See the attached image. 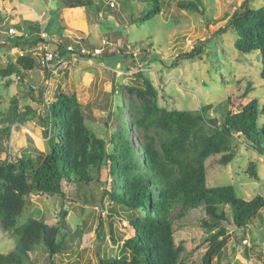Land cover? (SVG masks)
Instances as JSON below:
<instances>
[{"label":"trees","instance_id":"obj_1","mask_svg":"<svg viewBox=\"0 0 264 264\" xmlns=\"http://www.w3.org/2000/svg\"><path fill=\"white\" fill-rule=\"evenodd\" d=\"M137 1L145 5L137 19L139 22L154 19L170 2ZM78 7L92 8L96 12L101 8L93 0H61L59 6ZM178 7L205 13L202 0H179ZM231 26L236 31L235 46L240 52L261 54L264 79V6L253 8L249 0H244L233 12L229 25L216 33ZM13 27L18 33L9 34L8 40L24 53L0 67L1 78L17 75L25 83L26 74L38 69L52 76L51 69L42 65L40 55H37L40 54L37 47L42 44H48L45 51L57 55L66 45L76 53L98 48L83 31H77L76 37L65 35L66 27L59 10L53 11L45 28L40 21L31 19L10 26ZM43 33L48 39L42 36ZM30 49H36L37 54ZM201 52L202 47L196 44L190 52L182 51L179 58H193ZM138 77L142 79L143 87L125 88L131 95L135 94L139 102L130 96L126 103L118 104L121 114L113 115H117L118 121L122 120V126L112 133L113 145L110 147L106 145L107 140L99 137L87 124L84 113L87 106L76 94L67 93L58 86L49 92L50 96L46 88H41L37 98L36 90L29 85L32 98L45 105V115L41 118L51 125L52 132L47 151L32 146L15 159L0 158V222L12 233L16 244L10 252L0 253V264H40L31 255L36 245H43L49 256L67 250L64 247L66 239L61 237V226L49 224L36 215L22 223L19 221L32 194L47 193L66 199V185L79 190V200L84 204L101 203L108 198L111 207L108 212L128 221L132 227L134 233L126 239L121 253L100 257L99 264H186V246L176 242L174 221L187 218L194 210L200 212V223L207 231L202 242L207 248L202 264H215L216 258L227 247L225 222L229 219L226 206L234 209V223L240 227L246 228L258 215L264 218L261 214L263 195L247 200L238 195L233 185L210 187L206 167L207 159L217 155H221V165L231 163L237 155L236 137L264 154V131L258 124L259 99L250 100L237 112L227 106L219 112L215 127L208 116L212 104L195 111L169 110L159 104L153 81L144 72H139ZM11 82L8 79L7 83ZM11 102L8 111L0 112V157L11 127L25 122L27 114H36L29 105L22 111L17 98ZM124 112L130 113L132 119L124 116ZM151 130L155 135L149 133ZM131 131L141 134L143 139L138 140V145L133 142L135 136L129 137ZM108 165L111 189L104 191L101 198L93 193L88 196V188L100 182L102 171ZM249 174L251 178L259 179L255 162L249 164ZM85 222L83 220L72 233L66 228L65 235L82 237ZM103 225L101 218L100 239L106 237ZM47 264L55 263L49 259Z\"/></svg>","mask_w":264,"mask_h":264},{"label":"rangeland","instance_id":"obj_2","mask_svg":"<svg viewBox=\"0 0 264 264\" xmlns=\"http://www.w3.org/2000/svg\"><path fill=\"white\" fill-rule=\"evenodd\" d=\"M60 1L0 0V67L24 53L8 40L9 34L18 33L14 27L10 28L11 25L31 19L40 21L45 28L53 11L58 10L66 27L65 35L76 37L77 31H83L90 42L101 49V52L91 48L76 53L66 45L58 53L52 76L38 69L26 74L25 83L17 75L0 77V112L10 109L13 98L18 99L22 111L29 105L36 112L27 114L22 124L11 127L10 136L3 142L1 159H15L32 146L41 151L49 149L52 128L41 118L45 115V105L32 98L29 85L36 90L37 98L41 88H46L50 96L49 92L58 86L67 93L76 94L87 106L84 112L87 124L107 140V147L112 146V133L122 126V120L118 121L117 115H113L121 114L118 104L126 103L130 96L139 102L137 96L125 88L143 87L139 72L153 81L161 106L169 110L195 111L212 104L208 116L218 121L219 112L227 106L235 112L241 111L250 100L258 98L261 108L258 124L264 131L261 54L240 52L235 46L237 34L232 26L216 33L229 25L233 12L244 0H202L204 14L182 10L178 7L179 0H170L161 14L145 22L137 21L145 8L137 0H93L100 5L99 12L87 7L59 8ZM249 4L259 8L264 6V0H249ZM196 44L202 47L200 55L179 58L182 51L190 52ZM44 49L43 44L37 47L40 54ZM30 50L37 54L36 49ZM8 79L12 81L10 84ZM123 115L132 119L130 113ZM149 133L155 135L152 130ZM128 135L131 139L135 136V145L143 139L135 131ZM236 141L237 155L228 165L220 164L221 155L207 159L208 186L233 185L238 195L247 200L258 194L264 196V154L239 137ZM252 162L256 163L259 179L249 174ZM109 173L108 165L102 171L100 182L88 188V196L93 193L101 198L104 191L111 189ZM66 189V199L47 193L32 194L19 221L22 223L36 215L49 224H58L60 211L64 209L70 233L83 220L86 221L85 233L82 237L67 236L64 227L61 237L66 239L64 247L67 250L49 256L43 245H36L32 258L40 264H47L49 259L55 264H99L100 257L119 255L126 239L134 233L128 221L108 212L111 208L108 198L101 203L84 204L79 200L81 193L76 187L66 185ZM225 211L229 219L225 222L227 247L215 264H264V218L256 216L245 228L234 223L232 207L226 206ZM193 212L185 219L174 221L175 239L186 246V264H202L207 251L202 242L207 231L200 223V212ZM261 214L264 217V210ZM101 218L106 237L100 239ZM15 245L14 236L0 222V253L10 252Z\"/></svg>","mask_w":264,"mask_h":264},{"label":"built area","instance_id":"obj_3","mask_svg":"<svg viewBox=\"0 0 264 264\" xmlns=\"http://www.w3.org/2000/svg\"><path fill=\"white\" fill-rule=\"evenodd\" d=\"M113 5V4H112ZM14 31V30H13ZM42 36L45 39H48V35L46 33H43ZM44 48L47 49L48 44H43ZM42 50V53L40 54V62L42 65L49 67L52 71H54L56 69V58H57V54H55L52 51H45ZM97 52H101V49H96ZM83 52H85V50H82Z\"/></svg>","mask_w":264,"mask_h":264},{"label":"water","instance_id":"obj_4","mask_svg":"<svg viewBox=\"0 0 264 264\" xmlns=\"http://www.w3.org/2000/svg\"><path fill=\"white\" fill-rule=\"evenodd\" d=\"M211 123L217 127L218 126V119L217 118H212L210 119ZM65 212L64 209L60 211V222L57 225V227L61 226L62 228L66 227L68 231H71V227L67 225L66 219H65Z\"/></svg>","mask_w":264,"mask_h":264}]
</instances>
